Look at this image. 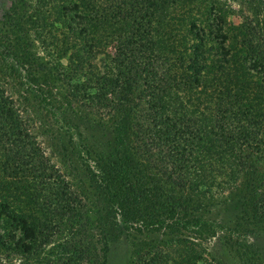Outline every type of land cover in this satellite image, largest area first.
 <instances>
[{"label": "trees", "instance_id": "obj_1", "mask_svg": "<svg viewBox=\"0 0 264 264\" xmlns=\"http://www.w3.org/2000/svg\"><path fill=\"white\" fill-rule=\"evenodd\" d=\"M6 16L111 150H87L93 199L0 84V264H107L124 237L131 264H223L187 232L217 224L196 196L264 219V16L231 0H18Z\"/></svg>", "mask_w": 264, "mask_h": 264}, {"label": "rangeland", "instance_id": "obj_2", "mask_svg": "<svg viewBox=\"0 0 264 264\" xmlns=\"http://www.w3.org/2000/svg\"><path fill=\"white\" fill-rule=\"evenodd\" d=\"M17 1L0 0V84L16 100L32 132L72 185L94 199L93 173H98V162L95 153L87 150L107 155L110 132L103 126L105 121L68 105L65 87L45 69L47 59L32 33L18 40L10 32L6 15ZM231 1L253 16H264V0ZM226 198L196 196L204 205L202 215L217 224L187 234L223 264L256 263L257 252L264 259V219H245ZM132 256V246L124 237L112 244L107 264H131Z\"/></svg>", "mask_w": 264, "mask_h": 264}]
</instances>
